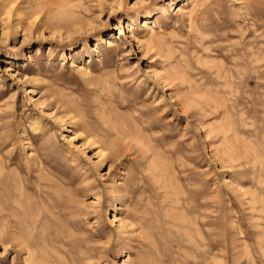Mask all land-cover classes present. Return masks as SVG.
<instances>
[{
	"label": "rangeland",
	"instance_id": "1",
	"mask_svg": "<svg viewBox=\"0 0 264 264\" xmlns=\"http://www.w3.org/2000/svg\"><path fill=\"white\" fill-rule=\"evenodd\" d=\"M49 1L0 0V264H264V0Z\"/></svg>",
	"mask_w": 264,
	"mask_h": 264
},
{
	"label": "bare ground",
	"instance_id": "2",
	"mask_svg": "<svg viewBox=\"0 0 264 264\" xmlns=\"http://www.w3.org/2000/svg\"><path fill=\"white\" fill-rule=\"evenodd\" d=\"M58 0H50L49 1V5L51 6V5H57V10H58V12H60V13H62L63 15H65V17L67 18V19H65L63 22H64V25L65 26H69V24L71 23V24H75L76 23V21L74 20V21H71V20H69V17L71 18V16H73V11H72V9H73V5H72V1L71 0H60V1H58ZM194 0H191V1H189V3L188 2H186V1H184L183 3L186 5V6H188V4H190L191 2H193ZM47 4V3H46ZM47 4V5H48ZM178 7H180V6H178ZM50 8V7H49ZM52 9V8H51ZM75 9V8H74ZM181 10V9H180ZM50 11V10H49ZM53 12V11H52ZM55 12V11H54ZM43 13V12H42ZM51 13V12H50ZM62 15V16H63ZM190 17H191V13H190ZM73 18V17H72ZM75 18V17H74ZM77 19V18H76ZM130 23V22H129ZM71 26V25H70ZM63 27V26H62ZM66 28V27H65ZM64 28V29H65ZM68 29V28H67ZM66 29V30H67ZM54 34V31L52 32V35ZM215 77H213L214 79L212 80L214 83L215 82H217L218 80H220V79H223V75L221 74V72L220 71H217V72H215ZM206 95V94H205ZM208 95V94H207ZM206 95V96H207ZM205 96V97H206ZM202 98V97H201ZM208 99V98H207ZM215 99V98H214ZM210 102V101H209ZM211 102H212V100H211ZM129 125V124H128ZM126 125L125 124V126H123L122 128H121V132H119V134L121 133V135L124 137V140H123V143H122V147L124 146V147H130L131 148V146H132V143L133 142H131V141H129L128 139H130L129 138V136H130V134L131 133H133L135 130H132V128H134L135 129V126H132V125ZM131 128V129H130ZM223 128V127H222ZM131 130H132V132H131ZM214 130V129H213ZM230 130H232L231 128H226L225 129V131L223 130V132H219V133H217L218 134V136L220 137H223V142H224V140L225 141H228L229 140V136H228V132L230 131ZM211 134H212V132H210ZM132 138V137H131ZM91 141V140H90ZM93 143V142H92ZM220 149V148H219ZM220 153H221V155H222V157L221 158H223L222 160H225V159H227L228 160V162H230V164H234V163H236V162H239V160L241 159V158H238V156H240V155H238V156H236L235 154H234V150H233V147L230 145V144H228L227 146L225 145V147H224V149L222 150V152H220V151H217V156L220 158ZM225 162H226V160H225ZM129 259H130V256L128 257ZM129 259H127L126 261H124V263H127L128 262V260Z\"/></svg>",
	"mask_w": 264,
	"mask_h": 264
}]
</instances>
